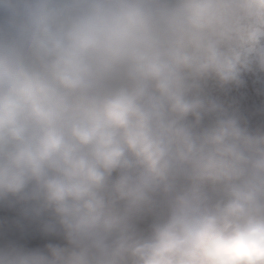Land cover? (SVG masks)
Listing matches in <instances>:
<instances>
[{
  "label": "clouds",
  "instance_id": "9594fccd",
  "mask_svg": "<svg viewBox=\"0 0 264 264\" xmlns=\"http://www.w3.org/2000/svg\"><path fill=\"white\" fill-rule=\"evenodd\" d=\"M0 264H264V0H0Z\"/></svg>",
  "mask_w": 264,
  "mask_h": 264
}]
</instances>
